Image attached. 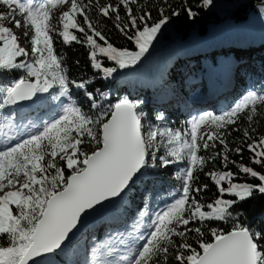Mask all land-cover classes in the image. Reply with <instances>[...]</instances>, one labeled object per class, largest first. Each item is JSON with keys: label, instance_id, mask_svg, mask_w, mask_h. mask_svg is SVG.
<instances>
[{"label": "snow or ice", "instance_id": "snow-or-ice-1", "mask_svg": "<svg viewBox=\"0 0 264 264\" xmlns=\"http://www.w3.org/2000/svg\"><path fill=\"white\" fill-rule=\"evenodd\" d=\"M213 4L200 0L203 8ZM143 8L140 0H0V264H55L46 258L63 251L90 216L104 215L118 204L126 209L124 197L141 184L147 199L157 182L154 169L182 161L186 167L175 173L178 194L152 214L151 231L128 232L131 241L123 232L114 233L118 243H97L81 264H264V223L242 222V211H233L254 193L264 194V135L254 136L252 127L258 111L264 114V86L248 90L219 114L198 113L183 130L173 129L163 111L154 117L160 123L146 124L143 100L124 96L105 102L110 93L89 90L96 77L71 79L55 50L57 35L64 43H84L97 75L111 78L118 69L137 65L172 16L180 14L168 15L162 6L153 18ZM57 9L66 10L57 15ZM185 11L192 18L198 15L191 7ZM100 17H114L115 27L136 50L109 42ZM22 27L30 47L22 46L14 30ZM106 61L114 66H105ZM21 69L22 75L5 81L6 73ZM39 110L47 118L31 119ZM242 116L248 127L237 129ZM22 124L30 129L26 134L19 131ZM229 130L243 133L234 149ZM245 148L262 170L230 159L231 151L242 158ZM202 150L209 154L200 155ZM217 158L226 170L206 175L218 186L219 197L205 204L198 196L209 185L199 184L195 172ZM241 175L259 183L241 181ZM226 193L233 198H224ZM148 215L145 203L137 216ZM217 221L230 227L209 226Z\"/></svg>", "mask_w": 264, "mask_h": 264}, {"label": "trees", "instance_id": "trees-1", "mask_svg": "<svg viewBox=\"0 0 264 264\" xmlns=\"http://www.w3.org/2000/svg\"><path fill=\"white\" fill-rule=\"evenodd\" d=\"M140 3L144 6L143 11H151L153 18L158 16L157 9L159 7L168 8V5L171 7L168 8L166 14L171 15L172 11H179L180 14L172 16L169 23L158 34L149 52L137 65L128 69H118L122 73L117 78L103 79L97 75L98 70L91 65L89 48L86 44L76 41L64 43L62 37L54 36L55 50L58 55L64 57V64L70 78L81 80L96 77L89 90L100 89L110 93V95L104 97L105 102L114 103L124 96L143 100V110L147 114L145 123L156 124L158 122L154 119L157 113L156 110L157 108L162 109L166 97L171 94L176 95V93L177 95L178 93H184L188 96L197 88L202 89L205 73L209 70L215 75L218 82L225 83L228 86L232 85L231 78L236 77L239 82V89L248 86V80L245 82L246 75L256 72L264 76V67L261 66L264 65V53L256 51V48L264 45V0H214L213 6L209 8L201 7L200 0H167V4L163 0H140ZM133 7L134 11H141L135 5ZM185 7H191L198 15L195 18L189 17ZM121 14L123 15V10ZM90 15L97 16L95 10H92ZM99 19L100 28L109 42L116 47L136 50L135 45L115 27L114 17H100ZM76 34L81 38L83 36L79 32H76ZM25 46L30 47L27 39L25 40ZM244 46L245 48L249 47L246 49L247 54L243 51ZM250 53L258 55L257 59H249ZM105 66H114V62L106 61ZM131 69H140V72L131 76L127 73ZM155 69L160 71L158 77L153 75ZM22 74V69L15 70L10 74L6 73L4 79L10 81ZM73 91L76 92L77 90L73 89ZM74 98L80 99V96L75 95ZM84 106L88 110L87 100H84ZM211 107L214 112H217L219 108H229L230 104L214 102ZM177 114L175 110L169 111L167 123L172 124L176 129L183 130L187 127V122H182L183 119L177 120ZM248 124L246 117L242 116L234 127L243 129L248 127ZM252 127L256 129L253 135L260 136L259 134L264 130V114L258 111L254 117ZM242 136V131L229 130L230 149H234L243 142ZM90 147H94V145ZM217 150H221V146L217 145ZM163 151L161 149L156 155L163 154ZM199 154L207 156L209 153L202 150ZM250 155L251 153L245 148L242 158L241 155L231 151L230 159L237 161V165L243 162L258 171L262 170L260 165L251 163L249 160ZM181 167H186L185 162H178L167 168L158 167L154 169V173L162 171L167 176V178L156 176L157 182L153 189L155 191L153 194L154 202L171 195L175 190H179L180 181L174 177L173 171L179 170ZM229 167L232 171H237V166L229 165ZM222 170L226 169L220 158H217L209 161L202 170L195 172L199 184L209 185L208 189L198 196L202 203H211L219 197L218 186L206 174ZM240 180H246L254 184L259 183L257 179L250 176L241 175ZM224 198L233 197L231 194L226 193ZM127 199H129L127 208L116 210L119 213L120 210H124L125 216L130 215L131 209L135 212L142 205L145 199L144 186L139 185L127 196ZM236 210L242 211V222H250L254 225L264 223V194L254 193L253 197L237 204L233 211ZM209 226L227 230L230 224L217 221ZM194 235V233L190 235V241ZM206 238L211 240L210 234ZM179 239L177 238L178 241ZM57 257L59 260L66 259L62 257V254H58ZM169 264H175L174 260H170Z\"/></svg>", "mask_w": 264, "mask_h": 264}, {"label": "rangeland", "instance_id": "rangeland-1", "mask_svg": "<svg viewBox=\"0 0 264 264\" xmlns=\"http://www.w3.org/2000/svg\"><path fill=\"white\" fill-rule=\"evenodd\" d=\"M63 10H66V9H59L58 12H57L56 14L58 15L59 12H61V11H63ZM5 11H6V9H5ZM263 13H264V12H263ZM14 30L17 32V35H18V36H21V37H22V39H21V44H22V46H25V40H26V38H23V33H24L25 30H24L23 28H20V29H14ZM25 47H26V46H25ZM248 48H249V47H247V48H245V46L243 47V51H244V53H246V49H248ZM256 51H258V52H260V53H264V45L260 46L259 48H256ZM155 70H156V69H155ZM139 72H140V69H131V71H130V72H127V73H129L131 76H133L135 73H139ZM118 74H119V71H117V73L113 74V76H116V75H118ZM250 89H251V90H255V88H253L252 85L250 86V88H249L248 90H250ZM24 109H25V108H24ZM33 120H35V119H33ZM24 124H26V121L24 122ZM24 124H22L21 127L19 128V131H20L22 134H26L27 131L30 130L29 128L25 127ZM259 135H264V130H263ZM163 208H164V207H161L160 209H163ZM160 209H159V210H160ZM102 226H104V227H109V226H110V220H109V219H108L107 221L105 220V221H103V222L97 224L96 226L91 227L90 229L87 230V233L96 236V234L99 233L100 228H101ZM145 231H146V230H145V227L143 226V227H141L140 229H137L135 232H133V235L137 234V232H138V233H143V232H145ZM124 233H125V238H126L128 241L133 239V236H128V235H127L128 232H124ZM110 236L113 237L112 241H109L108 238H107L104 242H109V243L117 242V243H118V241H116V237H115L113 234H111ZM89 239H90V236L88 237V243H90V240H89ZM95 245H96V244H95ZM69 252H70V251H68V253H69ZM73 253H74V255H73V257H72V263L75 262V258L78 257L79 255H81L82 258L85 257V253H84V252H81V246H80V248H79L78 251H75V250H74ZM90 255H91V254H90ZM90 255H89V256H90ZM74 256H75V257H74ZM50 260L55 262V260H54L53 258H50ZM81 262H82V261L78 262L77 264H81ZM55 264H59V263L55 262Z\"/></svg>", "mask_w": 264, "mask_h": 264}, {"label": "water", "instance_id": "water-1", "mask_svg": "<svg viewBox=\"0 0 264 264\" xmlns=\"http://www.w3.org/2000/svg\"><path fill=\"white\" fill-rule=\"evenodd\" d=\"M110 212V211H109ZM107 214V213H106ZM106 214H104V215H100V216H90L88 219H87V221H86V225L87 226H85V225H81L79 228H78V230H76L75 232H74V234H72L71 235V238H70V240L68 241V242H66V244L64 245V246H66V245H68L69 243H71L72 241H73V239L76 237V236H78V235H80L86 228H88L89 226H91V225H93L94 223H96L97 221H99L100 219H102ZM63 246V247H64Z\"/></svg>", "mask_w": 264, "mask_h": 264}, {"label": "bare ground", "instance_id": "bare-ground-1", "mask_svg": "<svg viewBox=\"0 0 264 264\" xmlns=\"http://www.w3.org/2000/svg\"><path fill=\"white\" fill-rule=\"evenodd\" d=\"M107 221V220H106ZM76 251V250H75ZM50 258H53V255H51L50 257H47L46 259L50 260Z\"/></svg>", "mask_w": 264, "mask_h": 264}]
</instances>
